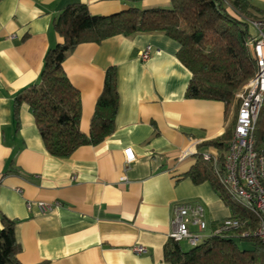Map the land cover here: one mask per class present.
Masks as SVG:
<instances>
[{
    "label": "crops",
    "instance_id": "crops-1",
    "mask_svg": "<svg viewBox=\"0 0 264 264\" xmlns=\"http://www.w3.org/2000/svg\"><path fill=\"white\" fill-rule=\"evenodd\" d=\"M251 2L264 10V0ZM72 3L96 15L171 6V0L0 1V226L3 215L16 221L23 264H166L174 204L201 203L209 231L231 215L209 181L196 184L187 175L199 154L179 156L188 146L210 149L202 143L230 135L234 118L221 101L186 98L191 72L177 56L176 40L162 32L115 35L79 44L63 62L80 91L84 132L106 70L117 69L113 133L68 158L52 156L29 105L18 108L17 124L14 103L39 82L48 48L63 41L53 22ZM148 46L143 61L139 53ZM127 148L135 156L130 164ZM39 202L54 207L43 212ZM137 244L147 252H134Z\"/></svg>",
    "mask_w": 264,
    "mask_h": 264
},
{
    "label": "trees",
    "instance_id": "trees-1",
    "mask_svg": "<svg viewBox=\"0 0 264 264\" xmlns=\"http://www.w3.org/2000/svg\"><path fill=\"white\" fill-rule=\"evenodd\" d=\"M1 1V0H0ZM251 20H264V10L251 0H171L170 7L127 10L96 15L84 3L66 5L53 22L63 41L51 46L44 56L39 82L15 96L14 114L27 103L47 151L68 158L83 145H98L115 129L119 107L117 69L106 70L103 90L97 99L89 132L80 128L81 95L63 69V62L79 44L100 43L115 36L162 32L179 43L177 56L191 72L185 96L221 101L228 114L235 94L258 69L249 44ZM255 142L264 145V102L256 126ZM229 133L202 143L218 149L224 159ZM199 184L209 181L231 214L247 219L244 229H254L256 218L228 197L212 172L211 164L200 157L187 174ZM16 221L6 216L0 226V264H23L17 257L20 244ZM166 264H264V244L256 236L214 235L183 250L172 238L165 244ZM45 264V263H39Z\"/></svg>",
    "mask_w": 264,
    "mask_h": 264
},
{
    "label": "built area",
    "instance_id": "built-area-1",
    "mask_svg": "<svg viewBox=\"0 0 264 264\" xmlns=\"http://www.w3.org/2000/svg\"><path fill=\"white\" fill-rule=\"evenodd\" d=\"M254 33L249 44L253 48L258 69L235 94L239 107L234 118L230 138L224 159L220 160L218 149H208L198 153L193 146L181 150L179 160L199 154V157L211 164L212 172L229 198L247 209L256 218L254 229H244L247 219L230 215L218 222L208 233L205 220V207L198 202L182 201L173 206L172 231L170 238L177 242L187 240L192 246L198 245L214 235L256 236L264 244V145L258 147L255 142V126L264 102V20H251ZM151 55L148 46L139 53L146 61ZM128 164L135 160L131 148L125 150ZM126 180V176H122ZM43 212L51 210L54 205L38 203ZM133 251L142 254L147 248L137 244Z\"/></svg>",
    "mask_w": 264,
    "mask_h": 264
},
{
    "label": "rangeland",
    "instance_id": "rangeland-1",
    "mask_svg": "<svg viewBox=\"0 0 264 264\" xmlns=\"http://www.w3.org/2000/svg\"><path fill=\"white\" fill-rule=\"evenodd\" d=\"M239 107V101L235 99V97L232 99L231 103H230V107H229V115L233 118H235L237 110ZM208 163V162H207ZM209 227V226H208ZM206 232H209V228L208 230H206ZM181 245V248L183 250H189L190 248H192V245L187 241V240H182L179 242Z\"/></svg>",
    "mask_w": 264,
    "mask_h": 264
}]
</instances>
